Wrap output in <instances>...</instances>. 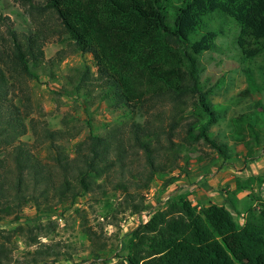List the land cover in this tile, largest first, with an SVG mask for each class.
I'll return each mask as SVG.
<instances>
[{
    "label": "trees",
    "instance_id": "16d2710c",
    "mask_svg": "<svg viewBox=\"0 0 264 264\" xmlns=\"http://www.w3.org/2000/svg\"><path fill=\"white\" fill-rule=\"evenodd\" d=\"M31 8L33 31L17 32L0 16V220L20 221L28 206L45 217L84 194H106L108 187L124 196V212L141 214L156 179L164 189L178 180L174 174L192 158L193 144L202 141L214 154L231 157L230 146L211 132L221 118L220 106L212 102L221 81L210 88L203 84L200 58L216 49L228 23L239 31L244 64L264 55V0H44ZM64 37L95 62V73L76 75V91L124 117L105 135L79 142L74 157L65 142L78 132L40 127L16 91L18 83L38 78L48 42ZM233 123L234 147L252 156L264 146L250 116ZM30 131L32 144L22 141ZM244 185L238 179L236 190ZM232 235L251 259L264 256V201L241 227L225 206L199 208L176 195L132 231L118 264H237L223 243ZM87 239L92 240L90 231ZM41 246L29 253L27 264L57 256ZM0 264L8 263L0 257Z\"/></svg>",
    "mask_w": 264,
    "mask_h": 264
},
{
    "label": "rangeland",
    "instance_id": "374dc122",
    "mask_svg": "<svg viewBox=\"0 0 264 264\" xmlns=\"http://www.w3.org/2000/svg\"><path fill=\"white\" fill-rule=\"evenodd\" d=\"M32 4L43 6L44 0H0V16L8 17L17 32L33 31L37 22ZM235 28L232 23L224 25L222 35L216 39V49L205 52L200 58L203 84L210 88L221 81L212 96L213 104L222 110L221 118L211 132L219 142L228 145L238 137L233 120L242 115L251 117L264 141V55L244 64L237 45L239 31ZM44 51L45 60L42 69L37 70L38 78L18 83L17 95L30 113V119L40 127L67 129L73 135L78 132L76 137L65 142L68 153L74 157L79 142L91 134L105 135L124 117L121 112L110 110L106 102L89 99L84 92L76 91V75L86 69L92 73L96 71L91 55L75 51L65 37L51 40ZM247 69L255 85L249 81ZM247 90L249 93L245 94ZM247 137L251 140L250 135ZM34 139L30 131L22 141L32 144ZM191 149L194 152L191 162L199 157L211 158L214 154L202 141L193 144ZM162 184L156 179L144 196L146 210L136 215L124 212V196L111 187L106 194H84L73 205L60 206L45 217H40L34 207L28 206L23 209L20 221L0 220V246H3L0 257L8 264H27L31 260L30 252L48 245L57 256L51 255L47 258L50 262L38 264H118L126 257V245L132 231L143 222V214L151 215L167 205L161 200ZM235 220L238 222L237 218ZM89 231L90 242L87 239ZM35 242L39 244L34 245ZM225 244L237 264H264V256L255 261L239 245L229 240ZM95 254L103 258L97 260Z\"/></svg>",
    "mask_w": 264,
    "mask_h": 264
},
{
    "label": "crops",
    "instance_id": "0c3cea01",
    "mask_svg": "<svg viewBox=\"0 0 264 264\" xmlns=\"http://www.w3.org/2000/svg\"><path fill=\"white\" fill-rule=\"evenodd\" d=\"M229 146L231 157L227 160L218 154L202 162L187 160L182 170L174 174L178 180L163 190L161 200L167 203L170 198L181 195L199 208L211 204L225 206L242 227L248 212L259 200L264 201V146L255 148L252 156L241 145ZM238 179L246 188L236 190ZM250 179L255 180L246 186ZM226 240L239 245L238 235L226 237L224 244Z\"/></svg>",
    "mask_w": 264,
    "mask_h": 264
},
{
    "label": "built area",
    "instance_id": "2783aa9c",
    "mask_svg": "<svg viewBox=\"0 0 264 264\" xmlns=\"http://www.w3.org/2000/svg\"><path fill=\"white\" fill-rule=\"evenodd\" d=\"M144 216V219H143V222H147L149 219H150V217H151V215H148L149 217H146V215L145 214H143Z\"/></svg>",
    "mask_w": 264,
    "mask_h": 264
}]
</instances>
